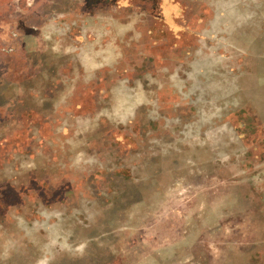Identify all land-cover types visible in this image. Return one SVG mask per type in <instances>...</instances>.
Returning <instances> with one entry per match:
<instances>
[{"label":"rangeland","instance_id":"rangeland-1","mask_svg":"<svg viewBox=\"0 0 264 264\" xmlns=\"http://www.w3.org/2000/svg\"><path fill=\"white\" fill-rule=\"evenodd\" d=\"M45 262L264 264V0H0V264Z\"/></svg>","mask_w":264,"mask_h":264},{"label":"clouds","instance_id":"clouds-1","mask_svg":"<svg viewBox=\"0 0 264 264\" xmlns=\"http://www.w3.org/2000/svg\"><path fill=\"white\" fill-rule=\"evenodd\" d=\"M134 23H135V21H132V22H130L128 25L120 26V29H119V30L121 31V33L126 32V31H128V30H131V29L133 28ZM56 30H57V29H56L55 25H49V26H48V31H49V32L56 31ZM89 162H90V161H89ZM79 163H80V160H79V157H77V158L74 160V165L77 166ZM41 215H43V216H45V217H49V216H51V215H56V213H49L48 211L45 210V211H43V212L41 213ZM20 224H21V225L24 224V221H23L22 218H21V220H20ZM45 264H46V262H45Z\"/></svg>","mask_w":264,"mask_h":264}]
</instances>
